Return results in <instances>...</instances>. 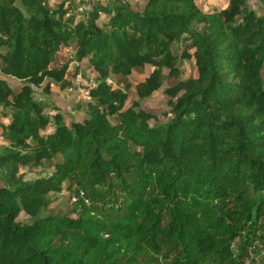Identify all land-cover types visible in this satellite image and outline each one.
<instances>
[{
    "label": "trees",
    "instance_id": "1",
    "mask_svg": "<svg viewBox=\"0 0 264 264\" xmlns=\"http://www.w3.org/2000/svg\"><path fill=\"white\" fill-rule=\"evenodd\" d=\"M247 1L0 0V264H264V0ZM72 63L94 86L67 122L43 97Z\"/></svg>",
    "mask_w": 264,
    "mask_h": 264
},
{
    "label": "rangeland",
    "instance_id": "2",
    "mask_svg": "<svg viewBox=\"0 0 264 264\" xmlns=\"http://www.w3.org/2000/svg\"><path fill=\"white\" fill-rule=\"evenodd\" d=\"M105 1H108V0H105ZM128 1L131 3V5L134 7V9L138 8L140 5V2H141V0H128ZM51 4H53V1H51ZM246 6L249 9H252L254 11H258V5H257V2L255 0H248L246 2ZM64 55L68 59L71 57V54L68 52H64ZM193 64H194V62L192 59L191 60H180V62L178 63V68H179V70L183 76L188 77V76L195 75V72H193ZM75 72H80V71H76L75 64L72 63V64H70V67H69L68 78L71 79ZM142 77H143L142 75H139V76L132 75L131 77H129L127 79V82L130 85V90H129L130 100L135 97V86L139 83V81ZM85 79H88V78H85ZM107 80L109 81L108 83H110V84H113L115 82V80L112 77L108 78ZM13 81L14 80L8 79V82L12 85L14 83H17L16 81L15 82H13ZM120 87L122 88V85ZM48 100L54 101L55 102L54 105L59 106L62 109L63 114H64V111H66L68 108L71 109L70 113L69 114L65 113L64 117H63L64 120L67 122L70 121L71 112L73 113V111H74V115H77V116L81 115V110H79V107L82 106L83 103L86 101L84 98H82V95H80L79 93L70 94L67 92V90H64L62 92L53 83L51 84L49 96L43 97V101L45 103H47ZM161 103L162 102H161V98L159 97V95L154 94L152 97V101L146 106L149 109L157 110L161 107ZM163 109L166 110V107ZM1 149H2V144H0V150ZM22 172L25 173V179L27 181H33L37 178H41V177L48 175V171H46V170L44 171L43 169H40V168H35V169H30V170H28L27 168H23ZM50 198L52 200L50 212H52L54 214L59 213L62 215L71 213V205L69 203L68 193L66 191H63L59 194H51ZM71 203H74V202L72 201ZM18 221H20L22 224H29V223H31L32 220L29 217H27L26 215L21 214L18 218ZM243 241H249V240L244 237ZM250 252L252 253V256H254V258L257 261H259L260 263H263V261L259 260V259L261 257H263L264 250L259 249L256 246H253V248L250 249Z\"/></svg>",
    "mask_w": 264,
    "mask_h": 264
},
{
    "label": "built area",
    "instance_id": "3",
    "mask_svg": "<svg viewBox=\"0 0 264 264\" xmlns=\"http://www.w3.org/2000/svg\"><path fill=\"white\" fill-rule=\"evenodd\" d=\"M79 1V0H76ZM79 12L83 11V8L78 9ZM88 79H85L80 72H75L73 74V77L71 78V85L66 89L68 93L75 94L79 93L82 95V98L85 100H89V92L90 89L94 86V80L91 77H87ZM109 82V81H108ZM3 143V137L2 132H0V144ZM79 195L82 196L83 193L79 192ZM76 199H72L73 202H75Z\"/></svg>",
    "mask_w": 264,
    "mask_h": 264
},
{
    "label": "crops",
    "instance_id": "4",
    "mask_svg": "<svg viewBox=\"0 0 264 264\" xmlns=\"http://www.w3.org/2000/svg\"><path fill=\"white\" fill-rule=\"evenodd\" d=\"M0 78L6 79L7 81H8V79H9V78H7V77L1 75V74H0ZM9 80H11V79H9ZM57 88H58V87H57ZM10 118H11V117H10L9 114H8V116H7L6 118H3V116H2V109L0 108V124H5L7 121L10 120ZM0 132H2V130H1V126H0Z\"/></svg>",
    "mask_w": 264,
    "mask_h": 264
}]
</instances>
